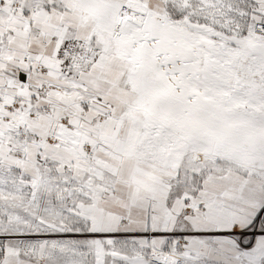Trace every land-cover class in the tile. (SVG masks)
Segmentation results:
<instances>
[{
  "label": "snow or ice",
  "instance_id": "1",
  "mask_svg": "<svg viewBox=\"0 0 264 264\" xmlns=\"http://www.w3.org/2000/svg\"><path fill=\"white\" fill-rule=\"evenodd\" d=\"M0 264H264V0H0Z\"/></svg>",
  "mask_w": 264,
  "mask_h": 264
}]
</instances>
